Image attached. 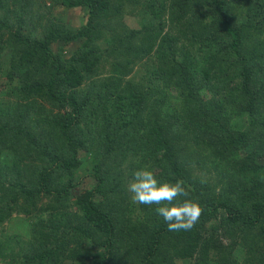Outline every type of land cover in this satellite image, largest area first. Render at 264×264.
I'll use <instances>...</instances> for the list:
<instances>
[{
    "label": "trees",
    "instance_id": "1",
    "mask_svg": "<svg viewBox=\"0 0 264 264\" xmlns=\"http://www.w3.org/2000/svg\"><path fill=\"white\" fill-rule=\"evenodd\" d=\"M37 1L0 0V11L11 12L0 18V36L7 30L14 48L4 74L18 79L16 93L22 102L0 105V159L2 152L15 153L27 145L68 172L80 165L78 148L93 130L102 135L105 154L130 139L164 164L158 180H183L203 211L191 230L169 231L155 211L157 205H142L143 219L122 220L110 205L94 199L93 188L77 196L73 215L58 216L54 210L65 208L62 201L76 184L51 190L46 171L40 170L41 187L17 183L15 192L9 182L12 195L4 204L0 201V225L11 219L21 195L34 206L41 190L53 193L54 212L37 222L30 242L18 254L10 241L0 242V261L12 259L0 264H60L65 257L78 264H209L212 252L218 264H239L230 258L238 243L249 252L251 260L245 264H264V0H167L168 6H156L155 0H58L65 7L85 9L77 29L52 18L41 24L45 16L36 9ZM127 5L147 7L158 22L129 28L124 19ZM10 14L13 21L8 20ZM33 18L41 31L23 33L20 28ZM166 21L184 25L189 47H178L179 38L164 31ZM78 39L81 44L68 57L50 49L53 42ZM102 40L105 47L99 45ZM153 50L159 62L156 76L180 93L178 102L167 108L170 101L162 88L126 79L131 57L141 59ZM106 64L111 69L103 77ZM43 102L65 110L51 114ZM233 116L245 125L235 128ZM49 133L67 143L68 157L45 147L50 142L41 136ZM207 160L214 163L215 177H227L219 176L227 188L219 195L209 183L210 171L204 176L189 171ZM8 166L0 160V169ZM100 166L96 164L94 172L102 181ZM1 181L0 189H5ZM212 220L216 224L210 226ZM5 248L9 250L4 254Z\"/></svg>",
    "mask_w": 264,
    "mask_h": 264
},
{
    "label": "rangeland",
    "instance_id": "2",
    "mask_svg": "<svg viewBox=\"0 0 264 264\" xmlns=\"http://www.w3.org/2000/svg\"><path fill=\"white\" fill-rule=\"evenodd\" d=\"M37 2L38 8L36 9H38V12L41 15L45 16L39 21L41 24L45 21V18H52L57 23L64 25L67 28L77 29L84 22L86 13L83 7L68 8L60 5L58 0H38ZM159 3L168 6L167 0H155L156 6ZM142 6L143 5L135 7L128 6V8L125 9L124 19L129 28L138 27L141 23H147V21L152 24L158 22V18L152 15L147 7ZM9 13L11 12L6 13L4 10L0 11V15L2 14L0 18ZM165 15L164 18L168 20V12H165ZM241 15L242 12H239L237 16L240 17ZM11 16L12 14L8 16L9 21H13ZM35 21V18L31 21H26L23 27L20 28L21 31L23 33H28L29 29H31L34 31V34L41 31L42 26L37 25ZM12 23L14 22L9 24L11 25ZM34 24H36L37 28L34 27ZM15 29L16 27L10 30L13 32ZM184 29L183 24L173 25L167 21L164 27L165 32L175 34V36L179 38L178 47H189L190 40L185 36ZM2 32L4 34L0 36V105L15 101L21 102L16 93L18 79L14 78L13 80H10L7 78L6 74H4L10 66L9 61L14 48L11 47V43L13 44V42L9 38L8 31L3 30ZM81 42V39L69 43L56 41L50 44V49L53 52H61L64 57H68L78 48ZM99 45L105 47L106 42L102 40L99 42ZM135 59L136 58L131 57L129 65L131 68L128 72L129 74L127 73L128 75L126 79L131 80L132 82L141 81L150 87L162 88L168 95V100L170 101V103L166 105V108L170 104L174 105V103H177L180 96L177 88L174 86H165L155 74V70L159 66L156 52L153 50L146 57L137 60ZM102 62L105 63L107 61L103 60ZM103 67V77L108 76L111 68L109 69L107 64L103 65ZM39 99H37V102ZM43 105L51 114L60 113L65 110L61 107L51 106L49 102H43ZM231 122L234 127L237 128L240 126L243 127L246 121L241 123L239 117L233 116ZM92 125V129H94V123ZM80 127L85 129L86 123L82 122ZM96 128L99 129L101 127ZM41 138H48L50 143L45 147L50 152H56L58 155L62 154L65 157L69 156L67 143L62 138L58 136L56 138V135L52 133L41 136ZM101 139L102 135L100 134L97 136V133L94 130L85 137L84 145L79 147L77 151L80 165L76 169H72L68 172L65 171L64 168L58 169L56 167V162L51 161L45 153L41 152L39 154L34 149L28 148L27 145L20 146L19 150L15 153L9 151L2 152L3 155L0 159L1 163L6 162L9 166L0 169V180H2L1 183L5 185V189H0V201L4 204L11 198L12 189L9 182L14 183L13 188L15 189V192L18 190L17 183L34 188L36 186L41 187L39 185L40 180L38 173L40 170H44L46 171L45 175L47 173V176H44L46 186L51 190H54L56 186L61 184H69V182L74 183V185L76 184L70 188L68 196L62 201L65 208L63 207L54 210L58 216L73 215L77 208L74 203L77 196L85 189L92 190L95 188L94 199H97V201L104 206L110 205L111 207H109L113 209V212L118 215L119 219L123 220L129 217L133 220L136 218L143 219L146 215L144 210H142V205L149 209H151L152 205L133 203L131 200V193L128 191V184L133 179L134 171L140 168L146 167L152 170L156 176H163L164 164L155 161L154 158L151 157L150 150H143L141 147L138 149L137 144L130 142V139L122 140L121 145H116L114 151L110 154H105L103 146L100 145ZM98 163L102 164V166H100V173H98L99 176L102 177V181L97 179V173L94 172V168ZM12 167L15 168L13 169ZM16 169L20 170V173H18ZM213 170L214 163H211L209 160L203 163L201 168L196 167L195 165L189 167L192 176H204L207 174V171H210L211 179L209 183L212 186H215L213 191L218 194L222 189H227L225 188L224 183H221L220 181L218 182L219 176H222L224 179H227V177L225 174L215 177L214 172H212ZM49 175L51 176L49 177ZM24 201L27 203H24ZM33 201L34 206L32 205V200L25 199L21 195L18 199L17 205H14L11 219H8L9 222L6 221L0 225V242L8 243L10 241L11 245L9 247L14 246L13 251L16 254L19 253L20 247L23 248L30 242L33 235L32 229L37 222L41 219L44 220L45 218H48L50 214L54 212L53 209L51 211L52 206L57 204L54 200L53 193L47 191L44 192L43 190L34 196ZM214 224H216V222L212 220L209 225L213 226ZM256 239L258 244H262V241L259 238ZM223 240L227 243V240L224 237ZM71 246H73V244ZM7 249L5 248L3 250L4 254L6 252L8 253L9 249ZM93 249L97 250V247H94ZM248 256L249 252L247 248L240 245V243H238L230 253V258L237 261L239 264H245V260H249L248 263H250L251 258ZM10 258L5 256L4 261H11L12 259L10 260ZM209 258L211 259L209 260V264H218L216 252H212ZM16 260L17 256H14V261ZM255 260L256 259L252 258L253 263H256ZM4 261H0V263ZM86 262L89 263L90 260L87 259ZM60 264L78 263L75 259L65 257ZM176 264H190V262L188 260H177Z\"/></svg>",
    "mask_w": 264,
    "mask_h": 264
},
{
    "label": "clouds",
    "instance_id": "3",
    "mask_svg": "<svg viewBox=\"0 0 264 264\" xmlns=\"http://www.w3.org/2000/svg\"><path fill=\"white\" fill-rule=\"evenodd\" d=\"M128 191L133 203L157 205L155 211L163 218L169 231L191 230L199 222L203 211L200 203L190 198L183 180L160 181L146 167L134 171ZM179 197L185 199L181 201Z\"/></svg>",
    "mask_w": 264,
    "mask_h": 264
}]
</instances>
